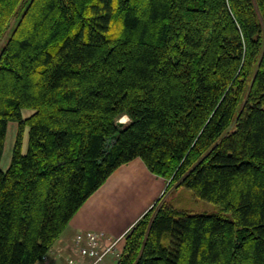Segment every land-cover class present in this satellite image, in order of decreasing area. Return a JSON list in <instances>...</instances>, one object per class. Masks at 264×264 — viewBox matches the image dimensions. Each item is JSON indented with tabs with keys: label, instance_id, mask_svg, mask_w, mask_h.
<instances>
[{
	"label": "trees",
	"instance_id": "16d2710c",
	"mask_svg": "<svg viewBox=\"0 0 264 264\" xmlns=\"http://www.w3.org/2000/svg\"><path fill=\"white\" fill-rule=\"evenodd\" d=\"M18 16L0 54V163L19 125L0 167V264L43 262L138 158L164 194L187 188L233 219L163 194L117 264H264V0H0V40Z\"/></svg>",
	"mask_w": 264,
	"mask_h": 264
},
{
	"label": "rangeland",
	"instance_id": "374dc122",
	"mask_svg": "<svg viewBox=\"0 0 264 264\" xmlns=\"http://www.w3.org/2000/svg\"><path fill=\"white\" fill-rule=\"evenodd\" d=\"M31 0H27L29 3ZM21 17L18 16L6 31V34L0 40V54L17 27ZM34 110L25 109L23 116L25 118L31 116ZM120 116L125 119L127 125L131 119ZM17 122H10L5 142V149L0 163L3 170H7L11 165L13 158V150L19 132ZM29 139V128L25 131L23 151H27ZM139 163H142L139 165ZM167 183L163 177L153 174L145 165L144 161L138 160L132 162L124 168L118 169L107 182L95 193V196L87 201L80 218L82 225H88L96 214L94 203L98 200L101 210L107 218L108 224L105 231L109 232L114 240H116L133 222L154 203H156L164 194ZM163 203L174 208L180 213L189 214H211L220 215L229 219H233V213L227 212L222 206L208 202L195 196L194 192L184 188L172 186L167 189L162 199ZM94 210V211H93ZM82 217V218H81ZM100 224V223H99ZM103 226L105 223H101ZM107 234V233H106ZM123 237V236H122ZM121 237V238H122ZM124 245V239H120L109 254L107 264H117L121 256Z\"/></svg>",
	"mask_w": 264,
	"mask_h": 264
},
{
	"label": "crops",
	"instance_id": "0c3cea01",
	"mask_svg": "<svg viewBox=\"0 0 264 264\" xmlns=\"http://www.w3.org/2000/svg\"><path fill=\"white\" fill-rule=\"evenodd\" d=\"M138 160H141V159L138 158V159L134 160V162H137ZM131 163H129V164L125 165V166H128ZM141 164L142 163H139V165H141ZM125 166H123L121 168H124ZM93 196H95V194ZM93 196H91L89 198V200H87V201H90ZM85 204L83 205L82 208H84ZM94 204H95L94 208H95L96 214L90 220L91 222L88 225H85V226L82 225L81 219H79L80 218V214L82 212V208H81V210L71 220V222L69 223V225L67 226L65 231L59 237V239L55 242V244L53 245L52 249L50 250V252L46 256V258L43 260V262H41V264H69L68 260L70 258L75 259L77 261V263H79V264H87L88 263L87 258L82 256L78 252V249H77V247L75 245L74 239L76 238L77 235H86V234H88L90 232L101 233V234L104 235V238H103V241H102L103 245L105 247H109L112 243L117 241V239H119L120 237L124 236L130 230V228L133 226V224L138 220L137 219L130 226H128L127 229L116 240H114L113 237L111 236V234L109 232L105 231V228L107 227L106 225L108 224V222H107L106 216L104 215L103 210L100 209L101 206L99 205L98 200ZM149 208L147 210H149ZM101 223H105V225L103 226V224H101Z\"/></svg>",
	"mask_w": 264,
	"mask_h": 264
},
{
	"label": "built area",
	"instance_id": "2783aa9c",
	"mask_svg": "<svg viewBox=\"0 0 264 264\" xmlns=\"http://www.w3.org/2000/svg\"><path fill=\"white\" fill-rule=\"evenodd\" d=\"M104 235L98 232H90L86 235H77L74 239L78 252L88 259L87 264H107L109 254L121 239H117L109 247L103 245ZM69 264H77L73 258L68 260ZM41 264V263H39Z\"/></svg>",
	"mask_w": 264,
	"mask_h": 264
}]
</instances>
